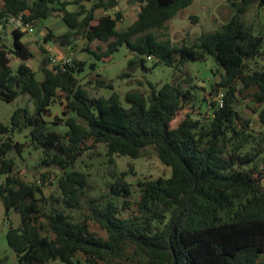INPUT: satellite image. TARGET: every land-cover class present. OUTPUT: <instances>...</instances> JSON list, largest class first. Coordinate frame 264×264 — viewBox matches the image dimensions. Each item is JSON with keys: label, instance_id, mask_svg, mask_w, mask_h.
I'll use <instances>...</instances> for the list:
<instances>
[{"label": "trees", "instance_id": "1", "mask_svg": "<svg viewBox=\"0 0 264 264\" xmlns=\"http://www.w3.org/2000/svg\"><path fill=\"white\" fill-rule=\"evenodd\" d=\"M122 1L0 0V24L23 15L35 26L60 16L66 31L46 27L42 42L72 51L61 62L50 58L38 79L28 64L35 58L23 40L28 33L16 29L0 37V100L28 96L33 105L18 108L10 124L0 122V202L15 264H173L174 254L179 264H264V38L243 21L264 0H228L234 15L227 23L181 46L161 37L194 0H130L139 6L137 16L119 30ZM95 42L106 46L94 49ZM123 46L132 55L128 70L149 71L151 57L153 69L172 68L186 75L184 81L149 82L147 91L127 92L124 105L113 82L96 74L98 64L111 62ZM209 57L222 82L214 80L206 93L184 69ZM87 69L95 79L82 83ZM89 85L113 92L92 96ZM196 90L204 91L200 100ZM195 103L197 116L186 113L173 126ZM202 103L209 113H200ZM56 104L60 114L53 113ZM25 131L27 141L17 140ZM27 146L39 154L37 183L16 172ZM100 146L111 165L117 156L138 159L151 149L171 175L132 182L130 166L112 174L106 194L93 196L87 174L75 166ZM52 169L60 172L54 175L59 194L47 197L41 186L54 185ZM84 207V218L72 215ZM13 214L22 219L19 227Z\"/></svg>", "mask_w": 264, "mask_h": 264}, {"label": "rangeland", "instance_id": "2", "mask_svg": "<svg viewBox=\"0 0 264 264\" xmlns=\"http://www.w3.org/2000/svg\"><path fill=\"white\" fill-rule=\"evenodd\" d=\"M138 4L130 0H124L121 2V6L116 11L123 13V20L119 23L118 29H126L136 18L138 12ZM116 11L112 10L109 14L114 15ZM234 15L233 8L229 5L228 0H194V3L189 8L181 11L176 15L169 23L168 30L163 31L167 36H162L161 40L170 39L174 45L181 46L183 44L193 45L197 38L203 33H210L218 30L223 24L227 23ZM197 18V21L195 20ZM243 21L251 25L255 29L256 34H261L264 38V7L253 6L248 13L244 16ZM46 27H49L56 31L57 34H62L66 31V26L61 20L60 16H54L51 19L42 20L38 22L31 33H28L24 37V42L30 44L31 50L35 55V58L28 64L36 72H38L44 65L50 64L52 59H56L57 62L63 61L68 55L72 54L69 48L60 49L53 45H46L42 42V35L46 31ZM7 38V37H6ZM7 45H11L12 38L6 39ZM97 45L105 44L99 42L93 43L92 47L96 49ZM43 46L49 53L45 54L41 51L40 47ZM264 52V46H263ZM78 56V55H77ZM84 54L79 55L82 58ZM87 57V56H86ZM132 55L128 49L123 46L117 53L114 54L113 60L109 63H99L96 74H100L103 78L113 82L115 91L121 95V100L124 105L125 94L132 90L141 89L147 91L148 83L152 82L158 86L168 82L178 83L184 81L186 75L182 72L176 73L174 69L159 65L153 69L154 62L147 61L146 66L149 71H145L142 67H138L136 70H128L129 60ZM260 66L264 69V61H259ZM17 62L13 64L16 68ZM254 67V66H252ZM219 70L213 57H209L205 62L190 63L184 72L190 73L193 78V84L202 88H206V93L212 90V84L214 80L222 82L219 75L214 76L213 72ZM223 72V70H221ZM90 70L87 69L86 77L82 80V83H86L88 80L94 81L95 74H87ZM130 73L131 77L120 78L123 73ZM37 78L42 79V75L38 72ZM143 83V85H140ZM190 84L184 83L183 86L187 88ZM92 96L104 95L109 96L113 91L109 89L95 90L94 85H89L86 88ZM198 93V99L202 98L204 91L196 90ZM195 107H187L173 123V126H177L185 118L186 113H192L194 116L198 114L199 103H195ZM28 106L30 110H33V105L28 96L19 97L12 103H6L0 100V122L4 124H10L13 113L21 107ZM202 110L200 113H209L207 110L208 105L202 103ZM54 114H60L61 108L58 104L54 105ZM245 114V113H244ZM257 117L254 118L256 120ZM28 131L22 133V135H16L17 140L26 142V135ZM24 159L18 156L16 172L26 181L37 183L40 178L39 171L35 168L37 164L39 154L33 151L31 146H27L23 154ZM132 166L136 172L135 176H130L132 182H136L138 178L145 179H158L160 177L168 178L171 175V168L165 166L157 154L151 150H146L143 157L138 159H132L130 157H115V164L111 165L107 157L106 148L104 146L98 147L94 152L86 153L77 162L75 169L87 174L89 183L92 187L90 194L98 196L107 193V184L111 182L112 174H119L123 171H127ZM51 180L54 185H50L47 182L41 186L44 193L48 196L51 194L58 195L56 178L54 175H60V172L56 169H52ZM5 181V176L0 175V184ZM42 185V184H39ZM86 207L81 211H73L72 215L77 219L85 217ZM8 222L5 217V210L0 202V257L6 258V264H15L17 261L16 255L11 251L8 246L7 232Z\"/></svg>", "mask_w": 264, "mask_h": 264}, {"label": "built area", "instance_id": "3", "mask_svg": "<svg viewBox=\"0 0 264 264\" xmlns=\"http://www.w3.org/2000/svg\"><path fill=\"white\" fill-rule=\"evenodd\" d=\"M33 28L34 26L32 24L25 22L23 15L8 17L0 24V37H5L8 31H14L16 29L31 33ZM148 60L152 61V58L148 57ZM53 62L56 63L57 60L53 59ZM222 97L223 95H221L218 99L220 105L224 104Z\"/></svg>", "mask_w": 264, "mask_h": 264}, {"label": "water", "instance_id": "4", "mask_svg": "<svg viewBox=\"0 0 264 264\" xmlns=\"http://www.w3.org/2000/svg\"><path fill=\"white\" fill-rule=\"evenodd\" d=\"M12 221H13V224L15 227H19L22 223V219H21L19 214H13L12 215ZM173 264H179L175 254H174Z\"/></svg>", "mask_w": 264, "mask_h": 264}, {"label": "crops", "instance_id": "5", "mask_svg": "<svg viewBox=\"0 0 264 264\" xmlns=\"http://www.w3.org/2000/svg\"><path fill=\"white\" fill-rule=\"evenodd\" d=\"M9 38H10V35H8L6 39H9ZM0 258H2V257H0Z\"/></svg>", "mask_w": 264, "mask_h": 264}]
</instances>
